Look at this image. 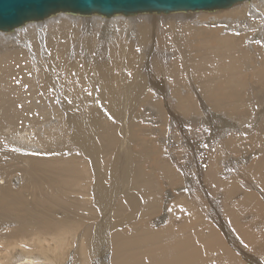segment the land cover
I'll use <instances>...</instances> for the list:
<instances>
[{"label":"bare ground","instance_id":"obj_1","mask_svg":"<svg viewBox=\"0 0 264 264\" xmlns=\"http://www.w3.org/2000/svg\"><path fill=\"white\" fill-rule=\"evenodd\" d=\"M0 264H264V0L1 31Z\"/></svg>","mask_w":264,"mask_h":264},{"label":"water","instance_id":"obj_2","mask_svg":"<svg viewBox=\"0 0 264 264\" xmlns=\"http://www.w3.org/2000/svg\"><path fill=\"white\" fill-rule=\"evenodd\" d=\"M244 0H0V32L11 31L57 11L105 15L140 11H200Z\"/></svg>","mask_w":264,"mask_h":264},{"label":"rangeland","instance_id":"obj_3","mask_svg":"<svg viewBox=\"0 0 264 264\" xmlns=\"http://www.w3.org/2000/svg\"><path fill=\"white\" fill-rule=\"evenodd\" d=\"M202 11V10H201ZM203 11H205V10H203ZM202 20H199V22H201Z\"/></svg>","mask_w":264,"mask_h":264}]
</instances>
